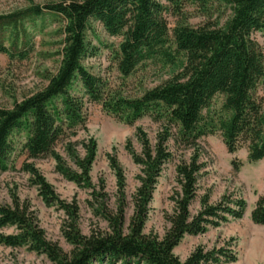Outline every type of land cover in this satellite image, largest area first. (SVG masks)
<instances>
[{
    "label": "rangeland",
    "instance_id": "1",
    "mask_svg": "<svg viewBox=\"0 0 264 264\" xmlns=\"http://www.w3.org/2000/svg\"><path fill=\"white\" fill-rule=\"evenodd\" d=\"M60 1L0 0V16ZM172 1L154 0L157 21L165 20L171 28L178 17ZM181 2L180 14L188 15L193 26L221 8L211 2L206 13L195 0ZM73 23L67 15L44 13L0 30V110L14 109L47 86L61 65ZM135 31L130 13L117 36L93 23L87 38L95 55L84 63L88 72L125 98L157 88L186 98L196 73L186 74V60L141 63L129 78L118 72L115 49ZM254 38L264 45V35ZM202 57L198 71L206 59ZM71 99L83 104L82 120L69 114ZM53 104L64 114L58 140L38 157L30 153L26 134L16 135L7 166L0 171V211L20 209L27 216L24 230L0 224V264H78L84 253L77 245L95 234L105 238L117 232L119 220L123 243L136 242L132 234L139 230L140 238L153 245L150 252L163 256L179 215L191 223L210 208L218 224L206 225L203 233L184 234L172 255L185 262L201 250L209 256L202 264H264V159L251 162L246 147L230 153L219 133L186 144L164 118L149 115L131 122L115 116L80 83ZM160 153L168 158L150 188L147 166L163 159ZM195 160L201 169L191 194L183 190V179ZM148 256L138 251L112 264H158Z\"/></svg>",
    "mask_w": 264,
    "mask_h": 264
},
{
    "label": "trees",
    "instance_id": "2",
    "mask_svg": "<svg viewBox=\"0 0 264 264\" xmlns=\"http://www.w3.org/2000/svg\"><path fill=\"white\" fill-rule=\"evenodd\" d=\"M181 1H172L173 9L177 8L174 15L178 16L173 28L165 20L157 21L158 7L154 0H61L0 16V30L7 26L17 27L23 20L44 13L64 14L74 19L61 65L49 77L47 86L14 109L0 110V171L6 168L14 148V137L20 133L26 134L33 156L48 152L62 134L64 115L53 102L68 95L77 83L82 84L94 102H101L115 116L131 122L149 115L164 118L167 125L176 128L180 140L186 144H195L204 136L219 133L230 153L246 147L251 162L263 160L264 45L254 35H264V0H195L206 13L211 2L221 7L218 15L207 14L205 21L196 26L189 22L188 15L180 14ZM228 11L230 14L223 20ZM129 13L134 15L136 31L130 32L126 44L115 49L118 72L129 78L141 63L174 64L186 60L190 68L186 74H198H192L195 80L186 98L182 99L172 89L161 88L140 97L125 98L88 72L84 63L95 55L89 49L87 38L92 24L99 23L107 34L117 36ZM201 56L209 59H204L205 64L203 60L198 71ZM211 98L216 100L215 104ZM71 100L67 104L71 109L68 112L74 120H79L83 104ZM161 156L163 159L147 166L152 176L149 184L146 183L150 188L168 158L164 153H160ZM193 162L185 169L183 179V190L191 194L195 190L196 174L201 169L196 160ZM0 215V224L8 222L23 230L26 228L27 216L20 209L1 210ZM214 219L218 216L212 208L206 209L191 223L187 222L185 214L179 215L173 223V241L166 244L163 256L150 252L154 247L140 238L139 230L132 234L136 242L123 243L119 220L117 232L105 238L95 234L86 244L77 245L78 251L84 253L78 264H112L138 251L158 264H202L209 256L201 250L185 262L175 258L172 250L184 234L203 233L206 225H217L218 221L214 222Z\"/></svg>",
    "mask_w": 264,
    "mask_h": 264
}]
</instances>
